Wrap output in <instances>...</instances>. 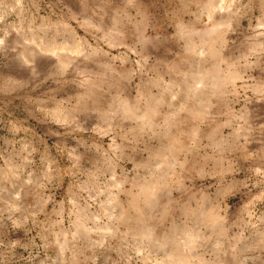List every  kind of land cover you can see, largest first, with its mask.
I'll return each mask as SVG.
<instances>
[{"label":"rangeland","instance_id":"374dc122","mask_svg":"<svg viewBox=\"0 0 264 264\" xmlns=\"http://www.w3.org/2000/svg\"><path fill=\"white\" fill-rule=\"evenodd\" d=\"M181 262L264 264V0H0V264Z\"/></svg>","mask_w":264,"mask_h":264},{"label":"bare ground","instance_id":"6f19581e","mask_svg":"<svg viewBox=\"0 0 264 264\" xmlns=\"http://www.w3.org/2000/svg\"><path fill=\"white\" fill-rule=\"evenodd\" d=\"M139 116H144V114L139 113ZM149 191L152 192V190H149ZM179 264H184V262H181V263H179Z\"/></svg>","mask_w":264,"mask_h":264}]
</instances>
